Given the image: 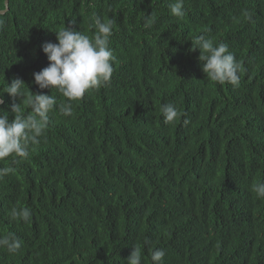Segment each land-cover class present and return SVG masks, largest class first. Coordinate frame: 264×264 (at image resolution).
<instances>
[{"label": "trees", "instance_id": "obj_1", "mask_svg": "<svg viewBox=\"0 0 264 264\" xmlns=\"http://www.w3.org/2000/svg\"><path fill=\"white\" fill-rule=\"evenodd\" d=\"M173 2L9 0L0 13V90L18 77L25 98L27 87L56 97L41 143L0 160L15 168L0 179V235L22 242L0 249V264H126L136 245L142 264L150 248L165 251L162 264H264V199L251 191L264 181V0H184L183 18ZM94 16L116 21L111 82L64 116L66 98L33 83L49 63L41 46L64 26L91 36ZM199 35L242 63L239 87L201 71L189 51ZM2 98L10 119L14 103L31 114ZM164 104L184 115L165 123ZM14 206L31 221L12 220Z\"/></svg>", "mask_w": 264, "mask_h": 264}, {"label": "clouds", "instance_id": "obj_2", "mask_svg": "<svg viewBox=\"0 0 264 264\" xmlns=\"http://www.w3.org/2000/svg\"><path fill=\"white\" fill-rule=\"evenodd\" d=\"M169 7L173 16L183 18L184 0H174ZM147 17L144 24L146 28L152 24L151 19ZM93 20L95 31L91 36L64 26L54 32L56 43L45 42L41 46L49 63L39 72L33 73V83L39 89H55L66 98L59 109L64 116L73 114V101H79L87 91L106 87L111 82L113 62L116 58L109 47V41L116 21L113 18L102 20L99 16H94ZM2 25L3 20H0V26ZM196 50H199L201 71L210 81L239 87L240 72L244 69L242 63L229 51L226 43L214 44L211 38L199 35L191 41L189 49ZM25 85L22 79L16 77L12 79L11 84L6 83V87L0 90V103H3L2 94L7 93L9 97L21 98V101L31 109V114L22 115L21 103L12 104L10 106L12 119L9 118L8 112L0 110V160L12 157V164L29 156L30 145L41 143L49 124V113L56 106V97L43 93L34 94L28 87L25 98V92L22 91ZM160 112L165 123H174L184 115L173 104L162 105ZM183 123L187 125L189 120L184 119ZM14 172L15 168L11 165L0 168V179ZM251 191L257 198L264 199V181L253 184ZM9 215L14 221L28 223L33 213L28 207L14 206ZM147 243L145 241V244ZM21 247L22 242L14 233L0 235V249L15 254ZM149 252L151 264H162L165 256L163 249L150 248ZM126 264H142L140 245L133 246V250L126 258Z\"/></svg>", "mask_w": 264, "mask_h": 264}, {"label": "water", "instance_id": "obj_3", "mask_svg": "<svg viewBox=\"0 0 264 264\" xmlns=\"http://www.w3.org/2000/svg\"><path fill=\"white\" fill-rule=\"evenodd\" d=\"M4 3H5V7H4V9L0 10V13H4L6 10H8V0H5Z\"/></svg>", "mask_w": 264, "mask_h": 264}]
</instances>
